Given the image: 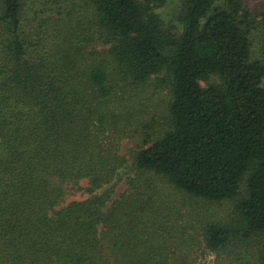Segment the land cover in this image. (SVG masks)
I'll list each match as a JSON object with an SVG mask.
<instances>
[{
	"label": "trees",
	"instance_id": "trees-1",
	"mask_svg": "<svg viewBox=\"0 0 264 264\" xmlns=\"http://www.w3.org/2000/svg\"><path fill=\"white\" fill-rule=\"evenodd\" d=\"M164 2L0 0V264H195L200 246L264 264V14L180 0L178 33ZM161 76L152 134L122 109ZM161 179L233 220L197 227Z\"/></svg>",
	"mask_w": 264,
	"mask_h": 264
},
{
	"label": "rangeland",
	"instance_id": "rangeland-1",
	"mask_svg": "<svg viewBox=\"0 0 264 264\" xmlns=\"http://www.w3.org/2000/svg\"><path fill=\"white\" fill-rule=\"evenodd\" d=\"M244 5L253 13L259 14V20L261 15L264 14V0H243ZM179 7L180 0H165L164 4L157 9V13L161 16L163 21L170 27H177L179 29ZM260 28H256L252 34V60L262 59L261 49L264 44V36ZM163 80L157 79L156 81L149 83L144 87L145 91L139 90L140 95L126 103L123 106V114H127L132 111V105L135 101L138 102L140 108L143 107L144 111L148 115V119H141L142 125H146L144 121L149 123L150 133H158L164 129L167 110L169 105V87L163 81H166L164 76H161ZM131 98V94L128 95ZM131 126L129 132L134 134V131L139 127ZM159 135H155V138ZM122 138V137H121ZM121 139V155L125 156L129 160L128 166H131V157L134 151L138 150L139 142L136 139ZM156 187L163 195L169 199H175L178 201V207L182 215L192 214L193 224L200 226L205 223L212 222H229L234 218L235 204L234 202H223L218 204H212L203 200L191 197L180 191L175 190L168 185L164 180L156 182ZM126 189V185L123 183L118 187L116 196L121 194ZM245 187L242 188L243 193ZM190 219V216H189ZM198 230V229H197ZM200 231V230H198ZM190 233H196L194 230L189 229ZM199 235V234H198ZM195 264H258L254 257L248 256L243 258H230L225 255H217L210 253L204 247H196L194 254Z\"/></svg>",
	"mask_w": 264,
	"mask_h": 264
}]
</instances>
